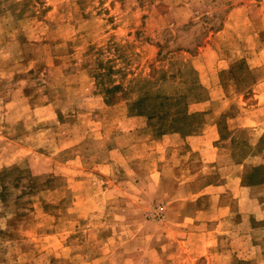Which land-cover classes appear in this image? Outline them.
Returning a JSON list of instances; mask_svg holds the SVG:
<instances>
[{"label":"rangeland","instance_id":"374dc122","mask_svg":"<svg viewBox=\"0 0 264 264\" xmlns=\"http://www.w3.org/2000/svg\"><path fill=\"white\" fill-rule=\"evenodd\" d=\"M0 264H264V0H0Z\"/></svg>","mask_w":264,"mask_h":264},{"label":"crops","instance_id":"0c3cea01","mask_svg":"<svg viewBox=\"0 0 264 264\" xmlns=\"http://www.w3.org/2000/svg\"><path fill=\"white\" fill-rule=\"evenodd\" d=\"M206 133H207V131L205 133L201 134V135L187 137V139L183 143L186 146V148L184 149V153L191 154V153L197 152V151H200L202 153V159L204 161V163L202 162V166L206 165L205 162H208L209 160L215 161L218 158V148L217 149L214 148V146L212 145V143L209 140V137L206 135ZM170 138H172V137L171 136H165V137H163L161 139L156 140V142H157V144H160V145L161 144H165V142L167 140H169ZM199 144H202L203 147L202 148L198 147ZM160 152L163 153V150L160 151ZM210 157H211V159H210ZM162 158H164V156ZM162 158L160 159V166L161 167L158 170V176L160 177L161 180H163L162 178L167 177L169 175L168 173L167 174L164 173L166 171V166L167 165H166L165 159H162ZM206 158H208V160H206ZM173 165L176 166V163L175 164L172 163L171 166H173ZM181 171H182V169H181ZM186 175H187V173L183 172V176H186ZM171 176L174 177L173 180H177V181L181 180V178H177L176 174H174V173ZM190 180H194L192 176L187 179V181H190ZM208 187H211V186H208ZM188 188H189V186H187V189ZM220 190L221 189H219V191H216V193L218 194L216 198H218L219 200L221 198ZM207 193H208V188H206L204 190V193H202L201 196L198 195V198L199 197H205L206 195H204V194H207ZM219 206L220 205L210 207L208 209V211H206V209L203 208V209H200L199 211H196V212H198V213H204V212H207V213L208 212L209 213H221V212L227 211L226 206H224V205H221V207H219ZM216 227L214 226V228H216Z\"/></svg>","mask_w":264,"mask_h":264}]
</instances>
